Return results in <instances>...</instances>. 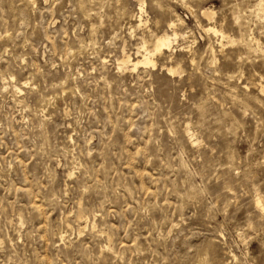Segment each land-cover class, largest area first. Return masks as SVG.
Masks as SVG:
<instances>
[{
	"label": "rangeland",
	"instance_id": "obj_1",
	"mask_svg": "<svg viewBox=\"0 0 264 264\" xmlns=\"http://www.w3.org/2000/svg\"><path fill=\"white\" fill-rule=\"evenodd\" d=\"M144 1L0 0V264H264L259 0Z\"/></svg>",
	"mask_w": 264,
	"mask_h": 264
},
{
	"label": "bare ground",
	"instance_id": "obj_2",
	"mask_svg": "<svg viewBox=\"0 0 264 264\" xmlns=\"http://www.w3.org/2000/svg\"><path fill=\"white\" fill-rule=\"evenodd\" d=\"M139 2H140V13L141 14L139 16V25L138 26H141L144 22L142 16H143V12H144L145 1L139 0ZM30 3H32V2H30ZM257 6L261 10L264 11V0H259ZM202 14L210 22V25H208L206 27L204 26L203 30L205 31V33L213 34L214 36L219 37V43H221V46L223 47L224 46V40L229 39V36H228V33H226V31L222 27L212 25V23L215 19V12H213V10L207 9V10H203ZM179 24H178V22L176 23L174 20H170L167 23L168 29L164 30L162 34H153L152 35V41L150 44H148V42L145 41V39H144V41L142 42V46L138 51V54H141V58H139V59H136V60L133 59L132 55L128 54L124 50L123 55H122L121 59L119 60L120 70L129 69V67H133V69L136 70L139 66H143V67H154V66H156V62H155L156 56L164 54L165 51H172V49L174 48L173 45L175 43H177L180 38H185V35H184L185 33L182 34L178 30ZM169 72L177 73V72H179V69L169 68ZM260 89H261V91L264 92V81L260 85ZM254 203H255L254 205H256L257 210L264 217V200L262 199V197H257L255 199Z\"/></svg>",
	"mask_w": 264,
	"mask_h": 264
}]
</instances>
